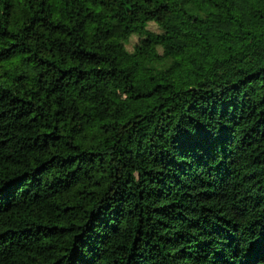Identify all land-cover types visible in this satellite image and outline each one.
Segmentation results:
<instances>
[{
  "label": "trees",
  "instance_id": "obj_1",
  "mask_svg": "<svg viewBox=\"0 0 264 264\" xmlns=\"http://www.w3.org/2000/svg\"><path fill=\"white\" fill-rule=\"evenodd\" d=\"M0 264H264V0H0Z\"/></svg>",
  "mask_w": 264,
  "mask_h": 264
},
{
  "label": "rangeland",
  "instance_id": "obj_2",
  "mask_svg": "<svg viewBox=\"0 0 264 264\" xmlns=\"http://www.w3.org/2000/svg\"><path fill=\"white\" fill-rule=\"evenodd\" d=\"M149 28L150 29H158L157 26L153 23V22H150L149 23ZM138 41V36L137 35H130L129 39L127 40L126 42V47L129 48V49H132L133 48V45ZM106 87L107 89H111L112 88V85L110 82H107L106 83ZM117 95L120 97V98H124L125 95L124 94H121L119 91L116 92Z\"/></svg>",
  "mask_w": 264,
  "mask_h": 264
}]
</instances>
